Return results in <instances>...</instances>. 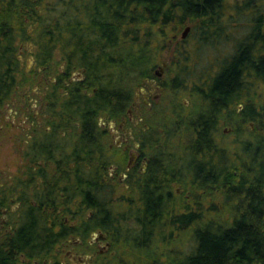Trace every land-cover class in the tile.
<instances>
[{"label": "rangeland", "instance_id": "374dc122", "mask_svg": "<svg viewBox=\"0 0 264 264\" xmlns=\"http://www.w3.org/2000/svg\"><path fill=\"white\" fill-rule=\"evenodd\" d=\"M92 2L93 0H0V15L6 12L9 15L8 26L13 28V54L19 64L15 89L10 94L12 96L0 108V174H8L17 168L13 162L22 156L26 142L34 138L32 129L44 127L42 113L38 112L34 116L32 111L47 108L49 102V108H58L60 91L51 87L49 79L57 76L60 61L77 49L75 42L78 37L86 41L92 36L93 32L85 29L90 22ZM227 4L231 5V2ZM249 15L247 11L230 15L227 27L222 30L223 34L201 42L197 39V30L192 29L193 25L189 21L176 27L172 24L155 26L148 30L146 26L137 27L134 28L135 31L127 33L126 40L123 39L127 43L131 40L137 44H147L143 48L149 55L152 54L148 68L167 58L169 62L164 80L168 84L173 77L178 76L176 72L182 76L180 74L187 71L190 78L189 81H180L177 87L164 92L165 99L176 100L178 112L170 108L169 111L156 115L153 121L145 122L149 126L147 135L159 146L156 156L159 159L158 172L161 175L156 176L154 184L157 190L152 193L156 199L159 197V212L153 219V225H148L147 234L142 236L140 222L149 218L143 217L141 195L133 192L115 197L112 214L119 221L117 229L126 240L127 246L122 252L118 249V256L112 264L177 262L191 250L194 243L192 235L196 227L205 223L230 224L245 210L248 201L246 192L255 184L257 172L263 163V152L256 156L252 155V151L257 143L264 148V80L248 76L246 84L242 86L244 88L239 103L222 106L211 116H205L207 101L198 94V88L206 80L210 82L221 62L230 56L235 42L247 30ZM186 26H189V31L181 38ZM49 37L53 39V50L47 60L41 59L39 45ZM127 43L123 42L124 46L114 49L115 52L110 55H105L107 59L110 56H127L125 52L128 49H124ZM177 45L182 46L190 55L191 64L186 68L177 62ZM172 46L176 47L171 49ZM143 48L133 46L131 50L139 54L137 50L143 51ZM75 56L76 60L78 57ZM47 61L50 63L46 69H38V64ZM77 61L81 63L80 60ZM101 70L102 73H111V78H116L113 83L117 79L122 80L119 86L130 88L136 81L125 78L130 73L123 65L114 64L113 61ZM33 99H36V105L30 104ZM184 100H187V104L182 103ZM238 104L241 105L240 108ZM245 106L253 114L244 120L241 110ZM13 110L17 111L14 116ZM206 117L208 119L205 121L209 125L213 120L212 134L207 137L209 141L203 142L201 146V150L204 147L206 152L192 153L194 126ZM246 147L252 148L251 153ZM200 159L210 162L213 173L217 174L216 180L200 182L198 177L193 176L195 164ZM260 186L259 193L264 194V184ZM189 212L196 218L190 225L174 223L181 214Z\"/></svg>", "mask_w": 264, "mask_h": 264}, {"label": "flooded vegetation", "instance_id": "af4514ba", "mask_svg": "<svg viewBox=\"0 0 264 264\" xmlns=\"http://www.w3.org/2000/svg\"><path fill=\"white\" fill-rule=\"evenodd\" d=\"M103 59L98 63L104 65L89 70L73 55L60 61L57 76L49 79L51 87L60 91L58 108H49V102L47 108L32 111L34 116L42 113L44 127L32 129L34 138L26 142L22 156L13 162L17 168L0 174V264H112L118 249L122 252L127 246L117 229L119 221L112 214V202L121 194L141 195L143 217L149 218L140 220L142 236L147 234L148 225H153L159 212V197L152 196L157 190L156 176L161 175L156 156L159 146L147 135L149 126L145 122L170 108L178 112L176 100L165 99L164 92L177 87L176 81L183 79L187 71L182 76L176 72L178 76L168 84L164 76L169 60L163 58L128 88L116 86L109 73L99 70L112 63L106 56ZM49 63L38 64V69H46ZM120 64L126 70L127 62ZM250 75L264 80L248 72L242 86ZM211 81L206 80L202 87L195 84L198 94L207 101L205 116L222 106L239 103L244 87L237 98L224 100L207 94ZM15 83L16 78L4 103L12 96ZM35 102L33 99L30 104ZM182 103L187 104V100ZM241 111L244 120L253 114L247 106ZM16 113L12 111L13 116ZM207 119L192 125V153L206 152L201 146L209 141L213 123L209 125ZM200 160L193 176L200 182L216 180L210 162ZM189 215L194 222L196 218L189 212L174 223L185 225Z\"/></svg>", "mask_w": 264, "mask_h": 264}, {"label": "trees", "instance_id": "16d2710c", "mask_svg": "<svg viewBox=\"0 0 264 264\" xmlns=\"http://www.w3.org/2000/svg\"><path fill=\"white\" fill-rule=\"evenodd\" d=\"M228 1L93 0V10L89 13L90 22L85 26V29L92 31L93 34L86 41L78 37V41L75 42L78 47L69 56L78 53L77 60H80L81 65L87 70L97 64L104 65L103 62H98L102 61L105 55L112 54L114 49L124 46L122 43H127L125 41L127 33L142 26H146L148 30L155 26L163 27L170 24L176 27L189 21L193 25L192 29L198 32L199 42L213 39L223 34L222 30L227 27L230 15L247 11L250 14L247 30L242 34V38L235 42L230 56L221 62L207 89V94L219 95L224 100L237 98L248 72L264 78V0H230L231 5L227 4L230 3ZM8 17L6 12L0 15V106L8 96L12 81L19 71L18 59L13 54L15 36L13 28L8 26ZM42 42L38 55L41 59L47 60L53 50V39L49 37ZM144 45L147 44L141 45L129 40L124 48L128 49L125 52L127 56L111 60L108 58V61L118 65L126 61V70L130 74L125 78L137 79L147 72L152 56L143 48ZM133 46L142 47L143 51L139 49L137 50L139 54H135L131 50ZM175 54L179 55L178 64L182 63L185 68L191 64L188 51L176 48ZM111 75L110 73L109 76ZM188 78L187 73L183 79ZM111 79L113 82L116 80L114 76ZM183 79L177 80L175 85L184 81ZM117 82L116 86L122 83V80L117 79ZM113 99L111 98V102ZM246 149L251 153L252 148ZM253 149L252 155L257 156L263 152L261 159L264 163V148L257 143ZM263 163L257 172L254 186L248 188L245 210L230 224L208 223L204 228H196L190 255L168 264H264V194L259 193V185L262 187L264 184ZM260 181H263L262 184ZM252 188H255L253 192ZM192 217L187 216L185 225L193 222Z\"/></svg>", "mask_w": 264, "mask_h": 264}, {"label": "water", "instance_id": "95a60500", "mask_svg": "<svg viewBox=\"0 0 264 264\" xmlns=\"http://www.w3.org/2000/svg\"><path fill=\"white\" fill-rule=\"evenodd\" d=\"M189 31V26H186L182 31L181 38H184Z\"/></svg>", "mask_w": 264, "mask_h": 264}]
</instances>
